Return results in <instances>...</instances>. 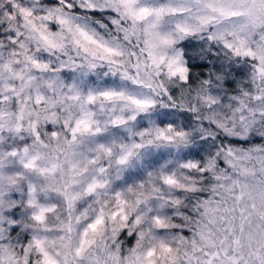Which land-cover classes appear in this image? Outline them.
I'll return each mask as SVG.
<instances>
[{
    "label": "snow or ice",
    "instance_id": "1",
    "mask_svg": "<svg viewBox=\"0 0 264 264\" xmlns=\"http://www.w3.org/2000/svg\"><path fill=\"white\" fill-rule=\"evenodd\" d=\"M0 264H264V0H0Z\"/></svg>",
    "mask_w": 264,
    "mask_h": 264
}]
</instances>
